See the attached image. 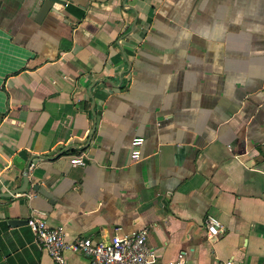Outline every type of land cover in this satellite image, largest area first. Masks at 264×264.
Masks as SVG:
<instances>
[{
    "label": "crops",
    "instance_id": "1",
    "mask_svg": "<svg viewBox=\"0 0 264 264\" xmlns=\"http://www.w3.org/2000/svg\"><path fill=\"white\" fill-rule=\"evenodd\" d=\"M40 2L0 0V192L26 180L0 264H52L32 209L67 242L146 227L159 264H264V0Z\"/></svg>",
    "mask_w": 264,
    "mask_h": 264
},
{
    "label": "built area",
    "instance_id": "2",
    "mask_svg": "<svg viewBox=\"0 0 264 264\" xmlns=\"http://www.w3.org/2000/svg\"><path fill=\"white\" fill-rule=\"evenodd\" d=\"M143 138L132 136L129 141V158H140V145ZM70 161L77 165L85 163L82 155H74ZM206 232L208 238H214L219 232L218 220L207 216ZM25 224L32 233L34 242L50 256L52 264H69L64 250L86 256V264H159L154 248L147 243L146 227H141L121 235L112 234L107 239L92 240L89 236H79L65 241L63 230L58 225L47 223L42 211L32 209L25 218ZM185 252L178 251L165 264H186ZM218 264H232L231 258Z\"/></svg>",
    "mask_w": 264,
    "mask_h": 264
},
{
    "label": "water",
    "instance_id": "3",
    "mask_svg": "<svg viewBox=\"0 0 264 264\" xmlns=\"http://www.w3.org/2000/svg\"><path fill=\"white\" fill-rule=\"evenodd\" d=\"M52 2L64 3V0H41V2L39 4V8H38L36 16H35L36 20L41 19L49 8L53 9V7H51ZM25 188H26V180L23 179L22 184L20 186H18L14 190H11V192H0V196H7L10 193H15V192L24 190ZM19 221H23V220H19V219H9L8 220V222L11 224L19 223ZM24 222H25V220H24Z\"/></svg>",
    "mask_w": 264,
    "mask_h": 264
}]
</instances>
